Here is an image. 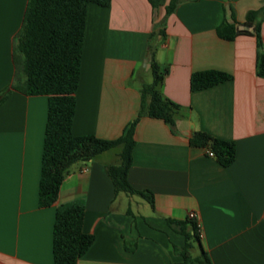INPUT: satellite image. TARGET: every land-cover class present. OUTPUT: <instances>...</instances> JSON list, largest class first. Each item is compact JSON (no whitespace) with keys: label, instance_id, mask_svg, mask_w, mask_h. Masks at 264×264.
Segmentation results:
<instances>
[{"label":"crops","instance_id":"obj_1","mask_svg":"<svg viewBox=\"0 0 264 264\" xmlns=\"http://www.w3.org/2000/svg\"><path fill=\"white\" fill-rule=\"evenodd\" d=\"M26 2L0 0V90L13 80L12 46ZM230 2L246 24V13L264 0ZM224 18L231 20L226 0H182L169 15L148 0L88 4L73 134H122L138 115L141 85L153 79L150 47L165 68L160 92L180 106L173 126L150 116L135 125L127 179L151 192L153 205L114 192L106 165L118 162L116 146L74 163L57 202L40 206L48 99L12 90L0 102V264H52L56 208L75 201L84 205L82 230L94 236L76 264H180L174 247L184 236L167 219L185 220L190 211L212 264H264V77L256 74L255 36L219 37ZM260 32L264 46V20ZM209 69L231 79L191 91V74ZM194 131L233 141L234 161L222 166L190 145Z\"/></svg>","mask_w":264,"mask_h":264},{"label":"trees","instance_id":"obj_2","mask_svg":"<svg viewBox=\"0 0 264 264\" xmlns=\"http://www.w3.org/2000/svg\"><path fill=\"white\" fill-rule=\"evenodd\" d=\"M148 1L153 9L163 5L165 14L169 15L182 0H168L167 3L166 0ZM226 1L231 20L224 18L216 27V33L226 40H233L239 34L254 35L256 74L264 77V46L260 32L264 20V3L246 13L245 23L254 28V32H251L247 29L236 30L238 22L231 0ZM110 2L111 0H27L22 23L14 36V76L10 86L0 90V102L12 90L25 95L47 96L38 186V204L42 207L57 202L60 185L74 163L87 162L116 146H121L118 162L106 165L114 192L136 194L153 205L152 193L133 188L127 179L135 145V125L140 117L150 116L173 126L180 106L164 97L159 90L165 68L155 61L151 47L150 70L153 79L151 83L141 85L138 115L125 125L122 134L117 138L106 139L94 134L74 135L72 132L87 7L90 3L108 7ZM230 79V74L220 70H201L191 74L189 86L194 91ZM189 143L212 151L222 166L230 165L235 159L233 141L219 139L203 131H194L189 137ZM83 217L84 205L81 202L57 206L52 231V264H76L93 242L94 236L82 230ZM167 223L184 236L183 246L174 247L182 257L180 264H212L209 254L200 244V233L194 220L168 218Z\"/></svg>","mask_w":264,"mask_h":264},{"label":"built area","instance_id":"obj_3","mask_svg":"<svg viewBox=\"0 0 264 264\" xmlns=\"http://www.w3.org/2000/svg\"><path fill=\"white\" fill-rule=\"evenodd\" d=\"M206 152H207V154H208L209 156H214V154H213L212 151H210V150H206ZM188 218H189V219H192V220H194V221L196 222V226L198 227V229H199V233H200V223H199V220H198V218H197L195 212L190 211V212L188 213Z\"/></svg>","mask_w":264,"mask_h":264},{"label":"water","instance_id":"obj_4","mask_svg":"<svg viewBox=\"0 0 264 264\" xmlns=\"http://www.w3.org/2000/svg\"><path fill=\"white\" fill-rule=\"evenodd\" d=\"M243 29H247L251 32H254V28L252 25H247V24H243V23H238L236 24V30L239 31V30H243Z\"/></svg>","mask_w":264,"mask_h":264},{"label":"rangeland","instance_id":"obj_5","mask_svg":"<svg viewBox=\"0 0 264 264\" xmlns=\"http://www.w3.org/2000/svg\"><path fill=\"white\" fill-rule=\"evenodd\" d=\"M151 73H147V76H150ZM195 252H197V247L195 248Z\"/></svg>","mask_w":264,"mask_h":264}]
</instances>
